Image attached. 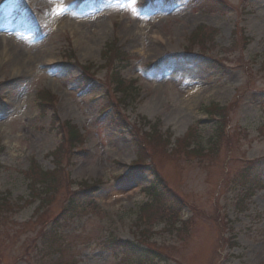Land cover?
Returning a JSON list of instances; mask_svg holds the SVG:
<instances>
[{
    "label": "rangeland",
    "instance_id": "374dc122",
    "mask_svg": "<svg viewBox=\"0 0 264 264\" xmlns=\"http://www.w3.org/2000/svg\"><path fill=\"white\" fill-rule=\"evenodd\" d=\"M240 1L226 0L229 8H222L216 0H0V194L8 193L17 205L26 200L18 212L0 211V264H117L112 239L143 241L159 256L124 264H264V188L243 205L242 189L225 182L240 171L236 156L264 159V0H247L243 6ZM220 8L225 12L218 13ZM200 25L219 30V36L203 53L195 49L188 55L189 37ZM114 38L137 60L120 70L125 81H136L123 104L125 122L110 126L111 112L100 115V98L111 85H103L106 72L94 70L96 80L89 82L79 67L103 65L100 54ZM5 63L28 65L29 73L14 78L17 73ZM46 89L58 97L60 121L77 126L85 137L66 166L74 188L80 182L101 183L90 196L95 212L73 220L81 214L74 211L68 218L63 213L69 205L64 188L39 207L42 200L30 201L23 175L32 162L44 172L54 170L51 154L64 141L53 109L39 107L38 94ZM211 104L231 105L230 129L248 133L231 159L221 148L200 160L173 156L147 139L146 152L138 148L137 127L144 118L170 131L173 142L194 127L193 145L212 148L217 122L205 114ZM138 152L149 156L142 164H153L143 173L129 167ZM154 167L186 204L204 212L180 237L166 234L165 223L149 228L138 222L140 208L149 201L145 189ZM164 197L165 204L173 203ZM192 214L185 207L182 219ZM56 217L61 218L55 225ZM50 231L61 238L59 252L42 240ZM220 232L238 246H220Z\"/></svg>",
    "mask_w": 264,
    "mask_h": 264
},
{
    "label": "trees",
    "instance_id": "16d2710c",
    "mask_svg": "<svg viewBox=\"0 0 264 264\" xmlns=\"http://www.w3.org/2000/svg\"><path fill=\"white\" fill-rule=\"evenodd\" d=\"M123 84L122 81H119V87L118 89L123 90ZM122 121V120H120ZM70 137H75V134L71 133L69 134ZM74 140V138H73ZM56 158V162H57V166L58 169L55 172L52 173H45V172H40V171H36L33 170L32 173L28 176L29 179L32 181L33 187L35 188L37 186V184H42V190L40 191L42 194H44L46 196V198L50 195H58L60 192H62L63 188H64V193H65V197L68 200L69 198V205L66 207L67 210L65 213H68L67 217L71 218L73 213H75L74 211L76 210V199L74 196H76L73 193H70L66 188V183L63 179V173L61 168L59 167L61 165V160L58 157V155L55 156ZM247 171V169H246ZM241 179L244 182H250L249 179V175L248 173H246L245 171L243 172V174L241 175ZM154 189V193H153V204H148L146 205L145 209H144V213L146 215V218L148 220L152 219L153 217H167V219L169 220V222L173 219H176L177 215H175V211H176V207L174 206H169L167 204H165L164 202L166 201L165 199V195H168V192L166 191V189H162L161 193L159 192V190L157 188H153L151 189V191ZM62 190V191H61ZM64 195V194H63ZM82 195H88V192L85 191ZM72 197V198H71ZM51 197L48 198L47 201H50ZM175 205L180 206L179 202H175ZM171 226H173L171 224ZM180 229H177V231H179ZM121 247L124 249L125 253H123L124 255V259L125 261H140L142 258H148L149 255H151L150 251L146 252L143 250H139L138 247L133 246L131 243H121ZM138 258V259H137Z\"/></svg>",
    "mask_w": 264,
    "mask_h": 264
},
{
    "label": "bare ground",
    "instance_id": "6f19581e",
    "mask_svg": "<svg viewBox=\"0 0 264 264\" xmlns=\"http://www.w3.org/2000/svg\"><path fill=\"white\" fill-rule=\"evenodd\" d=\"M4 66H7L9 69H11V70L13 71L14 68H15V66H16V64H15V65H12V64L5 63ZM2 71H3V68H2ZM15 72L18 73V74H21V73H23V74L28 73V71H27L26 69H21L19 66L15 68ZM3 74H4V73H3ZM14 75H15L16 77H18L17 74H14ZM116 195H119V192L116 193Z\"/></svg>",
    "mask_w": 264,
    "mask_h": 264
}]
</instances>
